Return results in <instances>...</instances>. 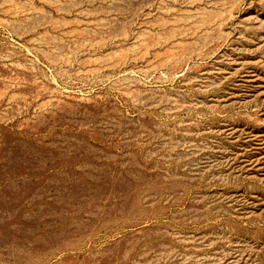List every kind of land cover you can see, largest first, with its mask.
I'll return each instance as SVG.
<instances>
[{
  "label": "rangeland",
  "instance_id": "obj_1",
  "mask_svg": "<svg viewBox=\"0 0 264 264\" xmlns=\"http://www.w3.org/2000/svg\"><path fill=\"white\" fill-rule=\"evenodd\" d=\"M0 264H264V0H0Z\"/></svg>",
  "mask_w": 264,
  "mask_h": 264
}]
</instances>
